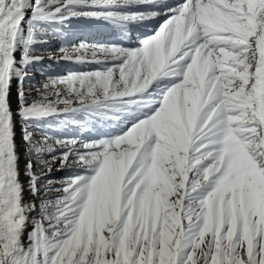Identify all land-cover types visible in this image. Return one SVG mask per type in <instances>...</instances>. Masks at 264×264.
Instances as JSON below:
<instances>
[{
  "label": "snow or ice",
  "instance_id": "obj_1",
  "mask_svg": "<svg viewBox=\"0 0 264 264\" xmlns=\"http://www.w3.org/2000/svg\"><path fill=\"white\" fill-rule=\"evenodd\" d=\"M0 264H264V0H0Z\"/></svg>",
  "mask_w": 264,
  "mask_h": 264
},
{
  "label": "rangeland",
  "instance_id": "obj_2",
  "mask_svg": "<svg viewBox=\"0 0 264 264\" xmlns=\"http://www.w3.org/2000/svg\"><path fill=\"white\" fill-rule=\"evenodd\" d=\"M86 25H87V23H85V22L83 23L82 21H73V23L71 25V37H70L71 38V42L80 43L81 41H87L89 43H95L93 41V39H91L92 37H89L87 35L88 31L84 27ZM108 27H110V25ZM97 28L99 29L98 26H97ZM59 43H60V41L53 40L48 45H46V48H48L49 50H53L54 51L59 46ZM41 54L47 56L48 53L47 52H42ZM94 66H95V64L94 65H92V64H78V63H75V62L64 61V60L51 62V61H47L46 60L43 67L38 66L35 80H42L44 78L41 75L42 72H50L51 74L56 75V74L66 73L68 71L89 70L91 68L93 69ZM33 83H35V81H33ZM54 129L56 131H58V132L62 131V129L56 128L55 125H54ZM102 131H103V128L97 126V128L93 131L94 134H93L92 138H97V133L102 132ZM68 132L70 134L77 133V132H79V129L70 128L68 130ZM69 174L70 173L68 171H66V170L58 171V170H56L54 168L49 178L53 179L56 182H59L61 179H63L64 177H66Z\"/></svg>",
  "mask_w": 264,
  "mask_h": 264
},
{
  "label": "bare ground",
  "instance_id": "obj_3",
  "mask_svg": "<svg viewBox=\"0 0 264 264\" xmlns=\"http://www.w3.org/2000/svg\"><path fill=\"white\" fill-rule=\"evenodd\" d=\"M80 23V22H79ZM84 23V22H83ZM81 24V23H80ZM98 25H94V24H88L85 27V29H87L88 31V36L92 37L91 39H93V41L95 43H115V42H119L120 40H124L125 45L126 46H135V42H132L131 44L128 43L127 39L122 35V33L120 32V29L118 27L115 26H111L108 27L107 26H98L99 29L97 28ZM154 25H149V29H151V27H153ZM100 30V31H99ZM144 31V29H141L140 31H133V35L139 37L140 36V32ZM94 65V64H92ZM84 66V65H83ZM96 67V65L94 66V68ZM92 69V68H91ZM15 92V90H14ZM16 107V98L15 95L13 96V108ZM106 130L105 128H103V131ZM17 142L18 144H20V152H21V167L23 168L24 165V146H23V142L20 139V126L19 124L17 125ZM94 132L92 133V137H93Z\"/></svg>",
  "mask_w": 264,
  "mask_h": 264
}]
</instances>
